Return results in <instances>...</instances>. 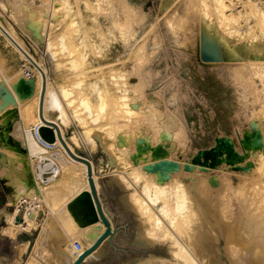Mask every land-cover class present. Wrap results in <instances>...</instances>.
<instances>
[{"label":"rangeland","instance_id":"1","mask_svg":"<svg viewBox=\"0 0 264 264\" xmlns=\"http://www.w3.org/2000/svg\"><path fill=\"white\" fill-rule=\"evenodd\" d=\"M220 1L11 0L9 5L7 0H0V21L6 24L8 30L19 36L26 49L44 64L47 72L49 71L48 77L53 74L55 79L58 78L56 86L60 84L59 79L62 76H66L65 79L70 81L74 79L73 75L80 77L83 83L79 84L82 85L70 88L74 89L73 93L68 95L62 93V98L66 106L68 105L72 117L76 115L74 120L79 125L80 132H83L82 136L85 131L81 129L87 124L82 121L84 120L82 116L79 117L81 120L77 117V114L83 113L82 110L75 111L81 108L77 97L88 96L93 104V101L99 98L96 90L101 91L102 96L105 94L103 100L109 105L106 110L107 116V111L112 113L113 105L116 106L114 95L123 93L120 97L117 95V98H124L125 102L127 101L126 106L128 104L127 107L132 108L131 115H137L139 118L146 116V113L140 111L144 110L147 104H150L149 100L154 97L156 107L151 109L149 105L150 111L146 112L149 116L154 115L152 117H155L159 124L167 125L165 122H168L170 126L169 123L173 121L174 125L168 127L170 128L168 137L160 138L168 148L165 157L173 159L176 163L175 168H178L180 173L182 171V174L179 173L181 177H178L187 180L189 177L186 171L198 170L193 172L192 181L197 183L203 178L202 184L206 188L211 181L210 177H215L216 185L211 184V188L215 187L217 190L209 189L211 192L203 194L211 197L215 193L212 200L215 198V202L224 204L227 209H231L232 206L233 210L237 209L231 214H238L239 207L243 208L239 210L240 217L248 220L249 212L253 213L257 209V204L260 206L264 204V18L256 11L258 8L264 10V0ZM37 7L43 9L42 23L34 24L36 31L30 33L23 29L22 23L33 24V18L35 19L33 11ZM219 9L224 10L229 16L224 18ZM204 12L208 15L206 18L203 16ZM203 19H206V32L203 29L204 24L201 23ZM203 31L206 36H211H208L209 39L232 45L238 52L226 51L227 54L224 56L207 59L203 51H200ZM227 31L230 32V37L221 41L224 32ZM49 49L53 52H49ZM54 58L58 61L61 58L60 66L56 65L57 60L54 61ZM71 59L77 60L78 63L81 61L75 64L76 74L79 72L80 76L70 74L68 65L74 64L70 62ZM24 61H26L24 57L12 47L4 33L0 32V85L5 84L7 80L12 83L13 76L18 71L24 75L21 67ZM62 68L65 71H62ZM59 72H62L61 76H58ZM32 73L31 77L34 75L33 68ZM0 90L1 93H5L4 89ZM86 93L89 94L85 95ZM68 96L70 97L67 100ZM11 101L13 100H9V104L0 109V123L6 122L4 117L8 115L4 109H11L13 106ZM75 101L78 106L73 107ZM93 106L94 109L97 108L96 103ZM111 113H108V118H111ZM120 113H117L112 121L130 123L131 119L127 121L128 117H120ZM108 118L103 122L107 123L112 119ZM168 118L170 121H167ZM142 124H138L140 128L135 129L134 135L136 138L137 135L138 137L146 135L152 143L151 139L155 136L154 128L150 124L149 126ZM177 127L181 129L179 136L175 131ZM6 132L7 128L0 124V140ZM116 132L117 127H113L110 136L115 138L114 142L118 145ZM256 132L261 142L255 145L252 137ZM31 134H35V127L32 128ZM69 135L64 134L65 140ZM31 139L27 142L32 150L35 142ZM94 140L95 144L101 143L98 138L97 142L96 138ZM83 146L81 144L75 147L76 149L74 146L73 148L78 154L83 155L81 151L84 149ZM0 148V163L5 165L3 169L14 171L18 164L13 155L12 157L8 155H15L16 151L18 154L19 151L10 149L3 152V143H0ZM56 149L53 147L49 153L58 154L54 153ZM96 154L103 165L102 170L113 174L111 172L113 167L110 168L107 164L111 155L106 151H99ZM49 158L45 161L52 160L58 163V159L51 156ZM145 158H138L135 164H143ZM111 160L114 162L113 158ZM24 163L22 167L26 170L32 169L33 166L36 169L34 164L31 166L29 162L25 165ZM184 163L189 164L191 169L186 168ZM69 165L76 166L71 163ZM92 169L94 170L93 162ZM146 170L150 171L147 168ZM60 172L58 176L64 178V173ZM7 178L5 173L0 175V208L11 211L15 207V197L11 192V186L6 184ZM249 190L252 192H248ZM119 199L114 196L108 201L117 206ZM237 200H240L239 203ZM40 206L39 218L46 216L44 212L46 206L44 203ZM122 206L118 205V210L121 211V219L125 224L120 226L111 243L105 241L95 251L96 256L82 264H135L150 258L158 261L171 259L173 251L171 239L159 238L147 243L142 242L138 238L143 228L139 214L133 215L134 213ZM3 215V213L0 215V263H30L32 257L39 256L36 242L43 234L42 225L37 223L41 226L36 224L35 228L20 230L15 237L3 229L9 226ZM109 219L111 220L110 217ZM74 241L83 243L80 238H75ZM23 242L26 244L25 248L19 253L17 246ZM231 242L232 239L224 235L217 238L215 243L219 260L216 264H232L236 253L229 246ZM229 247L231 250L228 251Z\"/></svg>","mask_w":264,"mask_h":264},{"label":"bare ground","instance_id":"2","mask_svg":"<svg viewBox=\"0 0 264 264\" xmlns=\"http://www.w3.org/2000/svg\"><path fill=\"white\" fill-rule=\"evenodd\" d=\"M10 1L8 2L7 0L9 5L11 3ZM215 1L221 2L220 0ZM41 10L43 9L37 7L33 11L35 16V19L33 18L32 21L33 24L27 22L22 23V27L25 31L33 33L36 31L35 26L33 25H41L43 18V12ZM219 11L224 18L229 16L224 10L219 9ZM256 11L264 18V10L262 8H258ZM11 12L13 11L11 10ZM203 16L206 18L208 15L204 12ZM205 20L203 19L201 23L204 24L203 29L206 32L205 28L207 24H205ZM47 24L49 25V22ZM5 25L0 21V32L4 33V36L12 44V47H14L16 51H18V53H20L24 59L30 63L29 67L31 71L32 68L34 69L33 77H31L32 75L26 76L24 74L23 67L21 66L24 75L21 74V71H18L20 73H15L12 83L7 82V80L5 84L0 85V89H4L3 91L5 92L3 94L0 90V109L3 108L4 105H8L9 100H13L10 102L12 103L11 105H13L11 106V109H4L8 116L4 117L6 122L0 124L7 128V132L3 136V139L0 140L2 141L0 143H3V146L7 149H17L19 151L18 154H16V151L15 155H8L11 157L13 155V159H15L18 164H15L16 169L14 171L8 169L4 170L3 168L5 165L0 163V175H4L5 173V175L8 176L6 184L11 186V192L14 193L13 197H15V207L11 211L0 208V215L3 213L9 222V226H6L7 228L5 227L3 229L15 237L20 230L35 228L34 226L37 223H40L43 229V234H40L41 237L37 240V242L35 241L37 245L36 247L39 249V256L32 257L30 259V263L28 264H71L78 257V255L82 253L85 248L90 247L94 243L95 239L104 231L105 225L101 221H97L83 227L78 226L67 208V203L70 199H72L80 191L89 188L87 181V164L81 158V155L76 152L71 143L79 146L82 144V141H84L88 147H94L95 137L93 136H95V133L97 132L100 133V140L105 145V150L111 155V158L114 159L115 164L111 172L114 175H117L118 178H121L119 179L123 181L121 183L126 185L125 188L129 187V193L127 195L128 200L135 211L139 214L141 219L140 221L143 224L142 231L139 233L138 238L142 242L146 243L159 238L171 239V244L173 246L171 259L158 261L155 258H150L149 260L138 261L135 264H216L219 259L217 260V246L215 241L220 235H224V237L229 238L230 240L232 239L231 245L228 244L236 253L235 254L233 252L232 254V256L235 254L233 261H231L232 264H238V262H242L244 264H264V204L261 206L257 204V209L253 213L249 212L250 216L247 217V220L240 217V211L243 208L241 209L239 207V210L241 209L240 211L238 210L239 215L231 214V212L234 210L237 211V209L233 210V206L231 209H227L224 204L221 203L220 205L218 204L219 202H215V198L212 200L215 193L211 195V197L207 195V192H211V190L215 188L214 186L213 189L211 188V184L216 185V179H214L215 177H210L211 181L208 183L210 187L208 186L206 188L204 184H202V181H204L203 178L197 183L192 181L193 172L198 170L191 169L189 168V164L184 163L186 168L191 169V172L183 169L186 171L187 177L190 179L188 178L187 180H183L179 178L181 177L179 176L180 171L178 168H175L176 165L174 166V164L176 163L173 159L170 158V160L165 157V154L168 152V148L166 145L164 146V142H162V139L160 138V136L166 138L168 137L170 134V128L168 127L174 125L173 121L169 123L171 124L170 126L168 125V122H165L167 125L164 123L159 124L160 122L157 123L155 120L156 118L152 117L154 115L149 116V113L146 112V110L156 107V100H154V97L149 100L150 104L146 103L148 106L150 105V108L146 105L147 107L140 111L146 113V116H140L139 118L137 115H131L132 108L130 109L127 107L128 104L126 106L127 101L125 102L124 98L118 99V94L114 95V97L116 96V106L113 105V100L112 113L111 111H107V116H109L108 113H111V119L106 116L108 104L103 100V96L105 94L102 96V92L96 90V94L99 98L97 97L98 100L93 101V104L95 105L96 103L97 105V108L94 109L92 100L90 101V97L85 96L89 93H86L84 95L85 97H80L82 96L81 93L80 96L77 95L80 98L75 97L76 99H79L77 102L81 108H79V110L76 109L75 111H83V115L77 114V117L81 118L82 116L84 118L82 121L84 124H87V126L84 125V128L81 127L83 128L81 131L84 130L85 133L82 136L83 132H80V136V134L78 135L76 132L70 137L71 140H65L62 126L64 127L68 125V122L70 121L71 116L69 115V112H67L68 110H66L68 108H66V105L62 101L58 90H56L52 82H50L48 72L44 64L39 59L35 58L26 49L22 39L12 31L8 30ZM202 33L204 34V32ZM204 35L206 36V34ZM229 37L230 32H224L221 41L223 39L226 40ZM61 46L64 47L65 45L61 44ZM49 52L52 53L53 51L50 50ZM237 52L238 51H235V53ZM60 59L59 61L55 58L53 59L54 61L57 60V66H60ZM70 62H73L74 64L68 65V70H70V74H76L77 68L75 67V64H79L81 61L78 63L77 60L71 59ZM62 71H65V69ZM40 72L42 73V76ZM60 73L62 72H59V74ZM61 75L62 74L58 76ZM73 76L75 82L70 84L73 88H76L82 80L80 81V77L77 78V76ZM57 79L58 78H56V80ZM59 85L61 95L62 93L68 95L74 91V89H70V87L63 88L65 84L63 85L60 83ZM61 85L63 86L61 87ZM80 85L82 84H79V86ZM66 86H68V84ZM76 92H74V94ZM121 95L119 94L118 96L120 97ZM74 96L76 95H73V97ZM69 97L70 96L66 99L68 100ZM73 99L72 101L74 103ZM76 105L77 103L72 106L74 107ZM8 107L10 108V106ZM32 109H34V111H31ZM117 113H120V117H128L127 121L131 119L130 123L125 124L112 121L113 118L118 115ZM106 118H108V120L111 119L108 122L112 121V123H108L107 121V123L103 122ZM167 121H170V118H168ZM47 122L54 123L56 125L58 124L60 126L59 127L57 125L60 130L61 137L66 143L65 145L58 137L54 126H52L54 131L53 140L43 138L40 135V129L47 125ZM139 123L148 124L146 126H149L150 124L152 128H154L155 136L153 135L154 137H151V141L153 140L152 143L146 135L145 137H143V135L138 137L137 135V138L136 135H134L135 129L140 128L138 126ZM80 124L82 125V123ZM34 127L35 134L33 135L31 134V131ZM113 127H117V132L115 133L118 135L116 142L122 144L120 147L118 146L119 144H115V138H111L110 136L112 134ZM258 135L259 134L256 132L252 137V142L255 145L260 144L261 142ZM30 138H32L31 140L35 142V144H33V146H35L32 150L27 142ZM46 145L51 148H57L54 153L58 154H50L58 159V163L51 171V174L45 176L43 172L51 164V162H44V159L47 157L46 153H49L50 151V148H47ZM205 153L210 155L208 152ZM197 157L198 156H196L195 159H197ZM138 158H145L146 163L135 164ZM23 162H29L31 163V166L34 164L36 169H34L33 166L32 169L30 168V170H26L25 167H22ZM90 162L92 166V161L90 160ZM70 163L75 164L76 166H71L69 165ZM146 168L150 169V171H147ZM61 170L65 175L64 178L58 176ZM184 173L185 172H183V174ZM180 174H182V171ZM92 176L94 178L96 188H98L97 175L93 169ZM219 189L221 188L219 187ZM216 190L217 189H214V191ZM251 190L248 192H252ZM205 192L207 194H203ZM216 197L219 198V196ZM218 198L216 199L218 200ZM43 203L47 210L44 211L46 212V216L44 215V217L39 218L40 215L38 207H41L40 204ZM103 209L106 214V209ZM18 215L21 216L20 220L15 219ZM75 238H80L83 241V250H77L74 247ZM25 245L26 244L23 242L17 246L19 253H22ZM229 249L230 247L228 248V251ZM95 251L91 255L96 256Z\"/></svg>","mask_w":264,"mask_h":264},{"label":"crops","instance_id":"3","mask_svg":"<svg viewBox=\"0 0 264 264\" xmlns=\"http://www.w3.org/2000/svg\"><path fill=\"white\" fill-rule=\"evenodd\" d=\"M106 19V18H105ZM204 32V31H203ZM205 34V33H204ZM202 39H201V44H200V51H203V55L207 58V59H215V58H218L220 56H224L228 53V51H235V48L232 47V45H227V44H224V43H219L218 41H215V40H212V39H209L208 37H206L205 35H202ZM212 41V42H211ZM224 41V39L222 40ZM227 51V53H226ZM228 56V55H227ZM111 57V56H110ZM48 74H49V71H48ZM52 76H49V80L50 82H52V84L54 85V87L56 86V82H58V80L56 81V79L54 78L53 74H51ZM66 76H62L60 79H59V82L62 83L63 85L65 84V86L61 85V87L63 86L64 87H70V88H73L71 86V84L73 82H75V80L73 81H68ZM52 79V80H51ZM63 79V80H62ZM76 79V78H75ZM46 80V79H45ZM68 83H67V81ZM56 81V82H55ZM66 83H64V82ZM54 82V83H53ZM71 83V84H70ZM68 84V86H66ZM56 90H58V92L60 93V96L62 98V95H61V92H60V88L58 87H55ZM66 89V88H65ZM62 101L64 102V104L66 105L65 103V100L62 98ZM66 108H68L66 106ZM68 110L67 112H69V115L71 116L70 117V121L68 122V125L66 126H62V129H63V133L66 135V134H71L68 137L69 140L70 137L74 134V133H78V135L80 134V130L78 129V125L76 124L75 120H73V117L69 111V109H66ZM72 118V119H71ZM58 125V124H57ZM59 126V125H58ZM60 127V126H59ZM73 129V131H72ZM75 129V130H74ZM96 134V135H95ZM93 137L96 138V142H97V138L98 140H100V133H95ZM81 136V134H80ZM94 138V139H95ZM101 141V140H100ZM72 142V141H71ZM83 145L86 146V147H82L84 148L83 150V155L86 156L87 158L91 159L93 164H94V170H95V173L98 175V183H99V187L97 188L98 190V195L100 197V200H101V203H102V206L103 208L106 209V212L108 214V217L111 218L110 221H112V224L114 226H122L125 224V221L121 219V211L118 210L119 207H124V209H126L127 211H131L132 213H134L133 215H138L137 212L135 211V209L132 207V205L130 204L129 200H128V193H129V187L125 188V184L124 183H121L123 181H121L117 175H113V174H110L108 173V171H103L102 170V163L99 161V159H97V154L96 152H99V151H106L105 150V145L101 142H97L95 145H94V148H88L86 143H84V141H82ZM74 148L75 147H78L77 145H75L74 143H71ZM4 146L3 150H10V148H6ZM76 149V148H75ZM107 152V151H106ZM110 157V156H109ZM107 164H109V167H113L114 166V162L111 160V157L109 159V161H107ZM124 185V186H123ZM117 197V198H120L117 203L119 205L116 206V205H113L110 201H108V199L110 197ZM122 213H124L122 211ZM106 241V240H105ZM104 241V242H105ZM103 242V243H104Z\"/></svg>","mask_w":264,"mask_h":264},{"label":"water","instance_id":"4","mask_svg":"<svg viewBox=\"0 0 264 264\" xmlns=\"http://www.w3.org/2000/svg\"><path fill=\"white\" fill-rule=\"evenodd\" d=\"M47 123L49 125L47 124L40 129V135L43 138H49V140H53L54 131L52 126H54L58 137L65 145L66 143L61 137L58 126L54 123ZM81 158L87 164V181L89 188L80 191L77 195L70 199L67 203V208L78 226L83 227L97 221H101L105 225V228L104 231L95 239L94 243L90 247L85 248L84 251H82V253H80L71 264H82L87 259L95 257L91 254H93V252L97 250L105 240L111 243L115 233L120 228V226L112 225L109 217L104 212L100 197L98 195V190L92 176V166L90 159L84 155H81ZM15 219L20 220L21 216L18 215L15 217Z\"/></svg>","mask_w":264,"mask_h":264},{"label":"built area","instance_id":"5","mask_svg":"<svg viewBox=\"0 0 264 264\" xmlns=\"http://www.w3.org/2000/svg\"><path fill=\"white\" fill-rule=\"evenodd\" d=\"M21 66L23 67V70H24V74L26 75V76H29V75H32V71H31V69H30V63L29 62H27V61H24V62H22V64H21ZM42 144H44V143H42ZM47 146V148L49 147L51 150H52V148L50 147V146H48V145H46ZM53 147V146H52ZM46 158L44 159V162H46L45 160L46 159H50L49 158V156H51L52 158H55V156H52L50 153H46ZM57 159V158H56ZM48 162H51V164H50V166H48L47 168H46V170L43 172V174L46 176L47 175V173H49V174H51V171L53 170V168L55 167V165H56V163H54V161H52V160H50V161H48ZM54 164V165H53ZM48 174V175H49ZM74 247L77 249V250H83V248H82V244L79 242V241H75L74 242Z\"/></svg>","mask_w":264,"mask_h":264},{"label":"clouds","instance_id":"6","mask_svg":"<svg viewBox=\"0 0 264 264\" xmlns=\"http://www.w3.org/2000/svg\"><path fill=\"white\" fill-rule=\"evenodd\" d=\"M175 131L178 136L181 135V129L179 127H177Z\"/></svg>","mask_w":264,"mask_h":264}]
</instances>
